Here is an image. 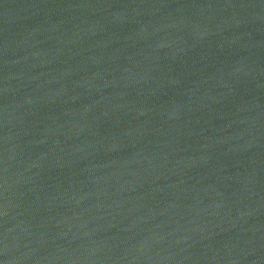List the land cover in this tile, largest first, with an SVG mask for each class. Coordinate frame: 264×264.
I'll return each instance as SVG.
<instances>
[{"label":"water","instance_id":"95a60500","mask_svg":"<svg viewBox=\"0 0 264 264\" xmlns=\"http://www.w3.org/2000/svg\"><path fill=\"white\" fill-rule=\"evenodd\" d=\"M0 264H264V0H0Z\"/></svg>","mask_w":264,"mask_h":264}]
</instances>
